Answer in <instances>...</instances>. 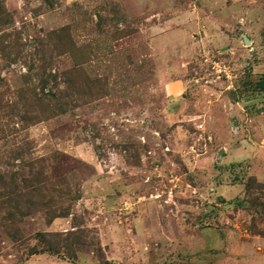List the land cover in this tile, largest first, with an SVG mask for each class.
<instances>
[{"label":"rangeland","instance_id":"rangeland-1","mask_svg":"<svg viewBox=\"0 0 264 264\" xmlns=\"http://www.w3.org/2000/svg\"><path fill=\"white\" fill-rule=\"evenodd\" d=\"M2 5L0 264H264V0Z\"/></svg>","mask_w":264,"mask_h":264},{"label":"trees","instance_id":"trees-1","mask_svg":"<svg viewBox=\"0 0 264 264\" xmlns=\"http://www.w3.org/2000/svg\"><path fill=\"white\" fill-rule=\"evenodd\" d=\"M8 21V14L4 10V7L2 5V0H0V25L4 26ZM254 88L258 92H264V74L260 76V78L257 80V82L254 85ZM252 184H255L254 189L257 191V193H262L264 195V185L256 184L254 180L250 179L249 182L246 185L247 190L249 191L252 189ZM49 251L55 252L54 249L49 248Z\"/></svg>","mask_w":264,"mask_h":264},{"label":"water","instance_id":"water-1","mask_svg":"<svg viewBox=\"0 0 264 264\" xmlns=\"http://www.w3.org/2000/svg\"><path fill=\"white\" fill-rule=\"evenodd\" d=\"M244 40H245L246 43L248 42V40L246 38H244Z\"/></svg>","mask_w":264,"mask_h":264}]
</instances>
